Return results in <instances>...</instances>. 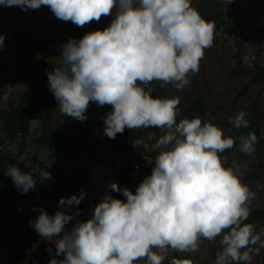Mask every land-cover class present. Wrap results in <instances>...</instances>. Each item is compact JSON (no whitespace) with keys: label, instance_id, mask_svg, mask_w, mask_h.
I'll return each mask as SVG.
<instances>
[{"label":"clouds","instance_id":"9594fccd","mask_svg":"<svg viewBox=\"0 0 264 264\" xmlns=\"http://www.w3.org/2000/svg\"><path fill=\"white\" fill-rule=\"evenodd\" d=\"M231 0H227V4ZM5 7L22 11L48 7L57 19L84 27L113 14L109 26L70 38L60 45V63L47 72L48 87L60 111L77 121H86L90 104L111 106L102 116L103 133L115 139L124 130L158 128L164 131L151 174L133 192L111 182L110 192L91 209V218L44 208L30 225L44 239L54 242L55 256L49 264H163L169 249L196 252L201 239L222 236V250L215 264L229 261L251 264L253 253L264 248L262 232H256L250 216L255 198L237 175L235 166H225L220 154L232 149L235 138L200 117L183 118L180 100L153 98L145 87L152 81L174 84L177 90L190 83L189 74L199 71L205 49L214 42V23L206 21L192 0H0ZM5 37L0 35V47ZM206 116H211L206 113ZM247 113L240 111L229 123L248 128ZM253 131L239 137V150L255 151ZM142 140L133 142L140 147ZM20 193L51 180L47 169L23 172L15 164L5 171ZM111 192L126 199L116 198ZM86 193L61 197L59 205H79ZM76 220L70 231L65 226ZM55 238V240H53ZM258 247H254L257 246ZM243 250V251H242ZM51 252V249H49ZM169 264H192L173 257Z\"/></svg>","mask_w":264,"mask_h":264},{"label":"rangeland","instance_id":"374dc122","mask_svg":"<svg viewBox=\"0 0 264 264\" xmlns=\"http://www.w3.org/2000/svg\"><path fill=\"white\" fill-rule=\"evenodd\" d=\"M205 3L213 8L219 27H214L213 45L205 49L199 71L189 74L190 83L181 90L172 83L152 81L146 91L153 98H160V91L167 86L163 98L178 97L180 114L196 98L223 108L219 121L212 124L220 127L225 137L235 138L236 143L220 155L226 157L225 166H235L242 182L255 193L250 207H264V145L257 142L253 154L242 153L239 137L246 135L229 123L230 118L245 111L255 112L264 125V79H257L259 69L264 66V0H231L228 4L227 0H192V6L198 11ZM114 14L115 10L98 22L78 27L71 21L57 19L45 6L22 11L17 6L0 4V35L5 37L0 47L1 138L5 136L6 110L16 105L20 95L33 91L43 100L50 91L46 73L60 63L59 46L70 38L80 39L89 31L103 30L110 25ZM58 107L59 104L54 112L52 132L58 139L81 146L80 152L68 157L37 143L41 135L40 121L32 122L31 133L23 142L17 138L0 147V264H14L15 257L22 254L26 256L24 264H49L55 256V243L42 238L30 225V220L39 215L38 211H32L33 207H42L49 215L58 210L70 215L79 213L76 219L87 220L91 218V209L110 192L108 185L118 183L126 164H130L131 170L130 189L135 192L139 183L151 174L159 154L156 142L165 134L161 129L149 128L140 147L107 148L102 111L86 112L87 120L77 121L65 116ZM40 162L47 168L53 167L64 183L38 180L34 189L22 195L5 171L15 164L21 171L30 172L38 169ZM81 189L86 195L79 205L60 207L61 197L78 196ZM75 222L70 221L65 231H70ZM254 227L256 232L264 233V223L258 222ZM221 239L222 236L211 241L202 238L198 251L180 254L192 264H215L217 253L222 250ZM252 255L251 264H264V248ZM55 258L64 259L62 255ZM135 264H146V261L138 260ZM163 264H168L167 258Z\"/></svg>","mask_w":264,"mask_h":264},{"label":"trees","instance_id":"16d2710c","mask_svg":"<svg viewBox=\"0 0 264 264\" xmlns=\"http://www.w3.org/2000/svg\"><path fill=\"white\" fill-rule=\"evenodd\" d=\"M200 15L209 22L214 23L215 27H219L217 23V15L213 11V8L205 3L199 8ZM257 79H264V66L259 69L257 74ZM145 90H147V86ZM167 87V86H166ZM164 87L160 91V98L165 96ZM59 102L54 98L51 91L47 92L44 99L41 100L37 94L33 91H28L20 95L15 106H10L6 110V121L4 124L5 136L0 137V147L8 141H13L20 138L23 142L31 133V124L34 121L41 122V135L36 139L37 143H41L49 148L56 150L66 156L70 157L81 151V146L69 144L66 140L58 139L52 132L53 126V116L54 112L58 106ZM223 108L220 106H212L206 104L202 99L196 98L187 105L183 112L180 114V118H177V122L183 119L184 116H189L192 118L200 117L203 120H208L213 123L219 121V114ZM112 108L109 105L103 107H98L94 102L90 104L87 112H97L102 111L104 114L111 111ZM206 113H210L211 116H206ZM236 115L233 116V118ZM246 119L249 120L248 128L237 129L241 133L247 135L249 131L255 132L258 143L264 145V125L256 117L255 112H247ZM149 128H140L136 130L125 129L122 134H117L115 139H109L105 142V147L107 148H119L123 150H129L133 147V142L136 140H142L147 134ZM119 136L121 140H119ZM130 164H126L123 172L120 175L118 184L121 187L131 186V170ZM38 169H47L51 173L52 179L49 180L52 183H64L55 173L54 168H47L43 163H39ZM114 197L122 198L120 193L115 192ZM250 216L245 223H252L254 226L258 222L264 223V207L252 208L250 207ZM264 240V238H261ZM254 247H258L254 246ZM175 257L178 259H184L180 252L169 249L167 253L168 264L170 260ZM26 260L25 255H18L15 257L14 264H24Z\"/></svg>","mask_w":264,"mask_h":264},{"label":"built area","instance_id":"2783aa9c","mask_svg":"<svg viewBox=\"0 0 264 264\" xmlns=\"http://www.w3.org/2000/svg\"><path fill=\"white\" fill-rule=\"evenodd\" d=\"M139 166H136V169H138Z\"/></svg>","mask_w":264,"mask_h":264}]
</instances>
